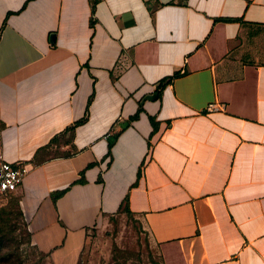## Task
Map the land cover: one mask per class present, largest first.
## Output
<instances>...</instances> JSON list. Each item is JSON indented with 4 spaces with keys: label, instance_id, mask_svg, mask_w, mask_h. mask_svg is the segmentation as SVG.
<instances>
[{
    "label": "crops",
    "instance_id": "crops-1",
    "mask_svg": "<svg viewBox=\"0 0 264 264\" xmlns=\"http://www.w3.org/2000/svg\"><path fill=\"white\" fill-rule=\"evenodd\" d=\"M91 1L0 0L31 244L75 254L126 205L161 264H264V0Z\"/></svg>",
    "mask_w": 264,
    "mask_h": 264
},
{
    "label": "rangeland",
    "instance_id": "rangeland-1",
    "mask_svg": "<svg viewBox=\"0 0 264 264\" xmlns=\"http://www.w3.org/2000/svg\"><path fill=\"white\" fill-rule=\"evenodd\" d=\"M63 139L59 137L55 144ZM53 148L51 153L58 151ZM15 200L13 193L0 197V264H161L140 218L123 209L89 229L75 254L67 250L42 254L27 236Z\"/></svg>",
    "mask_w": 264,
    "mask_h": 264
},
{
    "label": "built area",
    "instance_id": "built-area-1",
    "mask_svg": "<svg viewBox=\"0 0 264 264\" xmlns=\"http://www.w3.org/2000/svg\"><path fill=\"white\" fill-rule=\"evenodd\" d=\"M213 105L207 107L208 110ZM26 166L19 163H8L0 159V197L16 191L26 173Z\"/></svg>",
    "mask_w": 264,
    "mask_h": 264
},
{
    "label": "trees",
    "instance_id": "trees-1",
    "mask_svg": "<svg viewBox=\"0 0 264 264\" xmlns=\"http://www.w3.org/2000/svg\"><path fill=\"white\" fill-rule=\"evenodd\" d=\"M95 2H96V0H95V1H91V11H92L93 8H94V4H95ZM176 75H177V74H173V76L168 77V78H165V79L159 81L158 85L156 86L157 89H158V90L161 89L164 85H166V84H167V83H168V82H169L174 76H176ZM80 122H81V121L76 122V124H77V123H80ZM69 130H72V127H70ZM56 140H57V137L54 138V139H52L50 142L53 143V142H55ZM51 143H50V144H51ZM46 148H47V147H46ZM40 151H41V150H40ZM38 152H39V151H38ZM42 153H47V151L42 150ZM8 194H11V193H8ZM15 199H16V200H15V204H16L17 213H18L19 217L21 218L20 212H19L18 207H17V198L15 197ZM120 209H123L124 211L130 213V212L128 211L126 205H125V206H121ZM130 214H131V213H130ZM21 220H22V219H21ZM23 225H24V223H23ZM24 227H25V225H24ZM25 230H26V228H25ZM26 233H27V236H28V238H29V234H28L27 231H26ZM0 236H1V234H0Z\"/></svg>",
    "mask_w": 264,
    "mask_h": 264
},
{
    "label": "water",
    "instance_id": "water-1",
    "mask_svg": "<svg viewBox=\"0 0 264 264\" xmlns=\"http://www.w3.org/2000/svg\"><path fill=\"white\" fill-rule=\"evenodd\" d=\"M52 38H53V35L51 34V35H49V40L52 42ZM156 97V93H152V94H150V95H147V96H145L144 97V99H149V100H151V99H154Z\"/></svg>",
    "mask_w": 264,
    "mask_h": 264
}]
</instances>
